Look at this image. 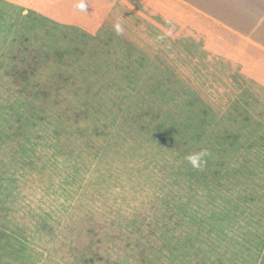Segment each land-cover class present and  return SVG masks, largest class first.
<instances>
[{"label":"rangeland","instance_id":"rangeland-1","mask_svg":"<svg viewBox=\"0 0 264 264\" xmlns=\"http://www.w3.org/2000/svg\"><path fill=\"white\" fill-rule=\"evenodd\" d=\"M187 3L0 0V264H264V79Z\"/></svg>","mask_w":264,"mask_h":264},{"label":"crops","instance_id":"crops-1","mask_svg":"<svg viewBox=\"0 0 264 264\" xmlns=\"http://www.w3.org/2000/svg\"><path fill=\"white\" fill-rule=\"evenodd\" d=\"M187 2V6L199 12L204 20L231 34L237 49L238 45L248 47L251 68L256 67L251 76L256 72L255 79H264V0H187Z\"/></svg>","mask_w":264,"mask_h":264},{"label":"trees","instance_id":"trees-1","mask_svg":"<svg viewBox=\"0 0 264 264\" xmlns=\"http://www.w3.org/2000/svg\"><path fill=\"white\" fill-rule=\"evenodd\" d=\"M156 14L157 13H153V15H156ZM161 15L164 18H167L166 14L164 12H161ZM185 36L187 38L194 36V37L202 40L201 35L194 34L193 31H190V30L185 31ZM28 51L32 52L31 49H28ZM39 66H40L39 55L37 53H34L33 58L31 60H29L28 62H23V64L20 66L14 65L12 67L10 72H11L14 84L19 89L20 92H25V90H24L25 84H27L31 80L32 76H34L38 72ZM234 69H235V65H234ZM42 96L45 99V102H46V100H49V98H50L48 93H45V92H42ZM158 115H159V113L156 114V118L158 117ZM58 117L60 119L61 124H58L59 125V131L57 132V134L60 133V135L61 134L70 135L69 133H67L68 129H72L74 127L73 125L75 123L78 124L82 121L89 119L90 115H88L87 109L77 110L76 112H67V110H64L62 113H59ZM153 123L155 126L154 129L152 127L153 125L150 123L147 125L144 124V125H142V127L147 132L155 131L157 133H160L163 130L162 123H160L159 120L155 121L154 119H153ZM62 124H64L68 129L62 127L61 126ZM69 124L72 125V128H70ZM167 141L170 143V145L175 144V145H177V147L180 146L177 143H175V140L172 139L171 137L165 139L164 142H167ZM87 146L89 149H94L96 147V141L94 139H92L91 137H89L87 139ZM63 154L64 155H67V154L68 155H74L73 152L70 153L69 151L63 152ZM210 180L214 184H216L218 188L225 191V193H229L228 190H226L227 186L224 185L223 181H221L220 178L217 179V178H215V176H213L210 178ZM255 193H256V198H258L261 194V188L256 189Z\"/></svg>","mask_w":264,"mask_h":264},{"label":"clouds","instance_id":"clouds-1","mask_svg":"<svg viewBox=\"0 0 264 264\" xmlns=\"http://www.w3.org/2000/svg\"><path fill=\"white\" fill-rule=\"evenodd\" d=\"M208 155L206 150H202L198 154L189 155L186 157V159L193 165L197 166V161L201 160L204 156Z\"/></svg>","mask_w":264,"mask_h":264}]
</instances>
